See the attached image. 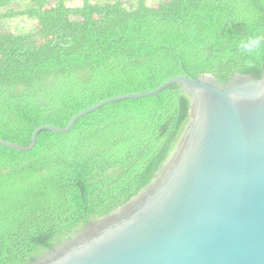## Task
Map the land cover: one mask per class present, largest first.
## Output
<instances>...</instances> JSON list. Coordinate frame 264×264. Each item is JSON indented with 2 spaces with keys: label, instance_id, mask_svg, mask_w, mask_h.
I'll return each instance as SVG.
<instances>
[{
  "label": "trees",
  "instance_id": "1",
  "mask_svg": "<svg viewBox=\"0 0 264 264\" xmlns=\"http://www.w3.org/2000/svg\"><path fill=\"white\" fill-rule=\"evenodd\" d=\"M0 26V140L20 146L38 127L64 129L175 76H264V0H0ZM250 38L261 43L247 52ZM189 105L171 85L66 133L42 130L29 151L0 145V264H31L135 197L173 151Z\"/></svg>",
  "mask_w": 264,
  "mask_h": 264
},
{
  "label": "water",
  "instance_id": "2",
  "mask_svg": "<svg viewBox=\"0 0 264 264\" xmlns=\"http://www.w3.org/2000/svg\"><path fill=\"white\" fill-rule=\"evenodd\" d=\"M178 85L189 99V120L152 181L135 197L31 264H264V76L237 74L226 84L211 75L175 76L152 91L110 103L154 96Z\"/></svg>",
  "mask_w": 264,
  "mask_h": 264
},
{
  "label": "clouds",
  "instance_id": "3",
  "mask_svg": "<svg viewBox=\"0 0 264 264\" xmlns=\"http://www.w3.org/2000/svg\"><path fill=\"white\" fill-rule=\"evenodd\" d=\"M147 2H148V0H147ZM23 25L26 29H29L30 26L33 24L31 22H25V23H23ZM260 43H261V41L259 38H250L247 41L242 42L241 47L247 52H252L254 49H256L260 46Z\"/></svg>",
  "mask_w": 264,
  "mask_h": 264
},
{
  "label": "rangeland",
  "instance_id": "4",
  "mask_svg": "<svg viewBox=\"0 0 264 264\" xmlns=\"http://www.w3.org/2000/svg\"><path fill=\"white\" fill-rule=\"evenodd\" d=\"M17 22L18 21H12V22L8 23V27H15V25H17ZM5 24H7V23L4 22V25ZM33 27H34L33 25L30 26V28H33ZM0 28H1V26H0Z\"/></svg>",
  "mask_w": 264,
  "mask_h": 264
},
{
  "label": "built area",
  "instance_id": "5",
  "mask_svg": "<svg viewBox=\"0 0 264 264\" xmlns=\"http://www.w3.org/2000/svg\"><path fill=\"white\" fill-rule=\"evenodd\" d=\"M157 0H148L147 6H150L153 2H156Z\"/></svg>",
  "mask_w": 264,
  "mask_h": 264
}]
</instances>
